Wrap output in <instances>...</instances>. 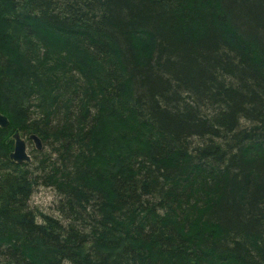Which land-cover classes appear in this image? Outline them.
I'll return each mask as SVG.
<instances>
[{
    "label": "trees",
    "instance_id": "obj_1",
    "mask_svg": "<svg viewBox=\"0 0 264 264\" xmlns=\"http://www.w3.org/2000/svg\"><path fill=\"white\" fill-rule=\"evenodd\" d=\"M0 114V264H264V0H0Z\"/></svg>",
    "mask_w": 264,
    "mask_h": 264
},
{
    "label": "water",
    "instance_id": "obj_2",
    "mask_svg": "<svg viewBox=\"0 0 264 264\" xmlns=\"http://www.w3.org/2000/svg\"><path fill=\"white\" fill-rule=\"evenodd\" d=\"M8 125L7 119L0 114V128H5ZM29 140L33 143L34 148L39 151L42 148L41 141L35 136L31 135ZM9 158L12 162L17 164L28 163L30 162V156L27 153L26 143L19 136L18 133L13 135V150L9 155Z\"/></svg>",
    "mask_w": 264,
    "mask_h": 264
},
{
    "label": "rangeland",
    "instance_id": "obj_3",
    "mask_svg": "<svg viewBox=\"0 0 264 264\" xmlns=\"http://www.w3.org/2000/svg\"><path fill=\"white\" fill-rule=\"evenodd\" d=\"M33 143L26 142L27 153L33 150ZM54 194L47 189H39L32 196L31 204L41 212L50 213L54 203Z\"/></svg>",
    "mask_w": 264,
    "mask_h": 264
}]
</instances>
